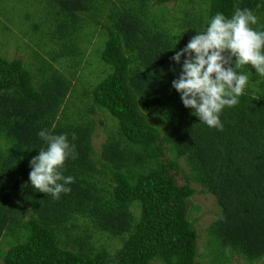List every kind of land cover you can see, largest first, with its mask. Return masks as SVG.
Returning <instances> with one entry per match:
<instances>
[{"label": "trees", "instance_id": "trees-1", "mask_svg": "<svg viewBox=\"0 0 264 264\" xmlns=\"http://www.w3.org/2000/svg\"><path fill=\"white\" fill-rule=\"evenodd\" d=\"M52 1L54 20L63 16L51 35L55 50L41 51L28 33L20 38L28 37L26 57L39 64L29 67L35 75L26 58L0 57V263L201 264L191 183L214 197L218 210L207 228L228 264L237 256L264 262V76L251 65L237 70L251 78L238 105L223 109L220 131L183 105L172 88L181 65L171 60L217 12L230 18L248 8L261 21L252 27L264 30V0H210L204 11L195 10V0ZM170 2L178 4L173 14L165 10ZM157 9L166 13L154 15ZM179 14L175 28L170 21ZM83 20L105 34L98 57L110 71L74 95L78 103L69 100L78 66L70 81L61 60L86 53L75 33ZM98 111L117 128L96 153ZM42 129L67 134L78 154L64 169L75 183L58 200L29 180L30 160L46 147ZM96 232L119 237L120 246L98 250ZM210 264L227 263L216 255Z\"/></svg>", "mask_w": 264, "mask_h": 264}, {"label": "clouds", "instance_id": "clouds-1", "mask_svg": "<svg viewBox=\"0 0 264 264\" xmlns=\"http://www.w3.org/2000/svg\"><path fill=\"white\" fill-rule=\"evenodd\" d=\"M257 23L258 17L248 8L236 9L230 18L217 12L205 30L171 57L181 65L172 88L183 105L210 128L222 131L223 109L238 105L249 82L248 74L237 71L241 66L251 65L264 76V30L252 27ZM38 136L46 147L30 160L29 180L37 192L58 200L61 194H69V185L75 183L73 176L64 175L68 159L78 157L75 144L67 134H53L50 129L40 130ZM76 138L73 133L72 141Z\"/></svg>", "mask_w": 264, "mask_h": 264}, {"label": "rangeland", "instance_id": "rangeland-1", "mask_svg": "<svg viewBox=\"0 0 264 264\" xmlns=\"http://www.w3.org/2000/svg\"><path fill=\"white\" fill-rule=\"evenodd\" d=\"M113 1L116 2V0ZM194 2H198L195 6L193 4L196 11H200L201 9L204 11V8L209 6L210 0H195ZM99 3L100 5L102 3L104 5L105 0L103 2L99 0ZM53 4L52 0H0V57L8 61H13L18 58L24 60L26 58L25 60L29 71L32 75H35L30 68L32 66L38 68L39 64L36 62V58L31 57V55L26 57L29 49L28 44H26L28 37L25 38L24 43L20 38L28 33L30 40L34 41L37 38V44L42 48L41 51L51 54L53 48L55 50L58 43L52 41L51 35L55 34V31L58 30L57 21L63 19V16L56 21L54 20ZM96 6L99 8V5ZM177 6L178 4H172L170 2L166 4L165 10L173 14L177 12ZM161 13H166V11L157 9L153 12L154 15ZM204 15L205 12L200 14V16ZM84 16L85 15H82L81 17ZM178 17L179 19L170 21L175 28L181 27L182 15L179 14ZM96 19L98 20V18ZM99 21H101L100 18ZM97 24L98 23H93L91 20H83V28H78L75 33L81 38L79 40V48L86 53L81 54L79 58H70L67 61L61 60V62L65 61L67 68V70L61 69V72H64L65 76L70 81L73 79L72 77L78 66V71L76 73L77 77L73 83L74 92L69 97L70 101L79 103L80 98H75L74 95H79L88 87L91 88L97 85L110 71L109 66L103 64L98 57L101 47L105 45L106 37L105 34L99 30ZM260 25L261 21L258 19L256 26ZM34 27H36L37 31L31 34ZM18 47L20 48L17 49ZM243 68H245V65ZM249 77L251 78L250 75ZM92 117L97 122L96 134L93 135L92 144L96 153H99L102 146L101 144L106 140L105 138H108L110 134L116 131L117 121L107 111H98ZM181 168L183 171L187 172L182 161ZM178 178H180V176ZM181 183L182 182H180V184ZM191 186L194 188L195 194L190 198L188 207L191 218L196 220L194 225L199 236L197 253L200 257L198 261L201 264H210V262L213 263L216 260V255H219L220 258L223 261L225 260L228 264L230 261L227 259L226 253L222 251L216 236L207 228L215 220V215L218 210L215 205L214 197L209 193H200L202 187L198 184L191 183ZM118 239L119 237H108V235L104 233L96 232L94 233L93 245L97 247L98 250H101V247H105L106 250L112 251L120 246L118 242H116L117 245L115 244V241ZM112 240H114V242H112ZM153 264L158 263L154 262ZM231 264H264V262L249 263L237 256Z\"/></svg>", "mask_w": 264, "mask_h": 264}, {"label": "crops", "instance_id": "crops-1", "mask_svg": "<svg viewBox=\"0 0 264 264\" xmlns=\"http://www.w3.org/2000/svg\"><path fill=\"white\" fill-rule=\"evenodd\" d=\"M1 264V263H0Z\"/></svg>", "mask_w": 264, "mask_h": 264}]
</instances>
